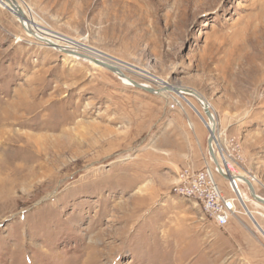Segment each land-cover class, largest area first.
Returning a JSON list of instances; mask_svg holds the SVG:
<instances>
[{"label":"rangeland","instance_id":"1","mask_svg":"<svg viewBox=\"0 0 264 264\" xmlns=\"http://www.w3.org/2000/svg\"><path fill=\"white\" fill-rule=\"evenodd\" d=\"M16 1L56 45L117 64L133 82L199 94L215 116V148L233 154L264 199V0ZM6 6L0 264H264V206L246 185L224 228L171 192L191 150L230 196L200 105L172 92L171 108L168 94L36 42ZM189 122L206 127L202 144Z\"/></svg>","mask_w":264,"mask_h":264},{"label":"built area","instance_id":"2","mask_svg":"<svg viewBox=\"0 0 264 264\" xmlns=\"http://www.w3.org/2000/svg\"><path fill=\"white\" fill-rule=\"evenodd\" d=\"M171 108L178 105V101L172 99ZM179 106V105H178ZM232 152H237L238 147L231 140ZM215 148V147H214ZM216 149V148H215ZM215 155L219 161L221 169L232 178L226 180V186L230 196H224L220 191L211 168L204 165L200 170H193L189 167L180 169L176 183L171 188V192L178 197L195 200L201 207L205 215L219 228L226 227L230 220L238 214L237 208L242 206L243 195L240 192L242 180L239 174L229 164H224L223 151L219 148L215 150ZM233 166H238L233 154L226 155ZM214 168V167H213ZM215 171V168H214ZM216 174H218L215 171ZM251 182V179L246 177ZM252 183V182H251ZM245 185V184H244Z\"/></svg>","mask_w":264,"mask_h":264},{"label":"water","instance_id":"3","mask_svg":"<svg viewBox=\"0 0 264 264\" xmlns=\"http://www.w3.org/2000/svg\"><path fill=\"white\" fill-rule=\"evenodd\" d=\"M0 2L7 4L6 7H7L8 11L19 20L20 24H22L23 20H26L27 19L26 16H25V14L22 12L23 10L18 5V3H17L16 0H0ZM57 51H59V50L57 49ZM68 54H70V55H72L74 57H77L78 59H83L85 61L93 62L96 65H99L101 68L106 69V70L110 71L111 73L115 74L118 78L128 80L130 82L131 86L136 87V88H139V89H142V90L146 91L147 93H150V94H153V95H159V93H160L159 91H161L160 89L153 88L150 85L149 86H143V85H147V84H139V83L133 82L131 79H129L123 73L122 69L117 64L110 65V64H107V63H105L103 61L97 60L96 58L91 57V56H89L87 54H83V53H68ZM107 57H109V56H107ZM109 58L114 59L120 65H126V66L130 67L131 69H136L134 66H131V65H129L127 63H124V62H121V61H119V60H117V59H115L113 57H109ZM164 86H165L164 87L165 90L169 88L168 87L169 85L166 84V83H164ZM171 89H172V92L175 93V94H177V95L185 94V95L190 96V97H192V98H194L196 100H199L200 99L199 98L200 96L197 93L193 92L192 90H189V89H186V88L183 89L182 87H172ZM203 112H204V115L207 118L208 122H210V120H212V116H211V113H210L209 109L208 108H203ZM208 131H209V136L207 138V153H208L209 159L211 161V164L213 165V167L215 168V171L218 173L219 176H221L225 180L230 179V178H232V176H229L226 172H224L221 169L220 164H219V161H218V159H217V157L215 155V151H214V147H215V144H214L215 143V141H214L215 140L214 139V131L211 130V129L208 130ZM240 180H242V182L246 185V188L248 190V193H249L250 198L255 203H259L260 205H263L264 206V199L258 197L255 194V190H254V187H253L252 183L248 179H246V178H240ZM251 218L253 220V224L257 227V229L261 233H263L262 230H261V228L259 227V225L253 219L252 216H251Z\"/></svg>","mask_w":264,"mask_h":264},{"label":"bare ground","instance_id":"4","mask_svg":"<svg viewBox=\"0 0 264 264\" xmlns=\"http://www.w3.org/2000/svg\"><path fill=\"white\" fill-rule=\"evenodd\" d=\"M23 12V11H22ZM24 13V12H23ZM26 16V15H25ZM26 18H27V16H26ZM23 25H24V29H25V33H26V35L28 36V37H31L32 39H34V40H36V42H40V43H43L44 45H46V46H48V47H51L52 49H55L56 51H57V49L59 50V51H57V52H60V53H63V54H65L66 56H72V55H70V54H68V53H83V52H78V51H76V50H72V49H65V48H62V47H60V46H58V45H56L54 42H51L49 39H47L46 37H44L43 35H41L40 33H38L37 31H35V29L33 28V26L31 25V22L29 21V19L27 18L26 20H23ZM29 32H27V31ZM51 43V44H50ZM53 46V47H52ZM68 52V53H67ZM83 54H86V53H83ZM87 55H89V56H91V57H95V56H92L91 54H87ZM72 57H74V56H72ZM97 59V58H96ZM97 60H100V61H103V60H101V59H97ZM88 63H90V64H92V65H94V66H96V67H100L99 65H96L95 63H93V62H90V61H87ZM103 62H105V63H107V64H110L109 62H107V61H103ZM111 65V64H110ZM120 79V78H119ZM130 79V78H129ZM120 81H121V83L123 84V85H125V86H130L131 87V84H130V82L128 81V80H126V79H120ZM162 87H158V88H156V89H160L161 91H159L160 93H159V95H165V94H168V96L170 95L171 97H172V99H175V101H178L176 98H174L170 93H172V89H171V87L170 86H168L169 88L168 89H164V83H162ZM143 86H145V85H143ZM193 92H195V91H193ZM196 93V92H195ZM183 95H185V94H183ZM199 95V94H198ZM185 96H187V95H185ZM200 96V95H199ZM187 97H189V98H191V99H193V100H195L196 102H197V104L198 105H200V107L202 108H208L209 109V111H210V108H209V105H208V103L200 96L199 98V100H196V99H194V98H192V97H190V96H187ZM22 105V104H21ZM21 107V106H20ZM29 107V106H28ZM203 108H202V111H203ZM11 109H13V107L11 108ZM61 109V108H60ZM30 110V109H29ZM32 110V109H31ZM18 111V110H17ZM28 111V110H27ZM31 112H33V111H31ZM15 113V112H14ZM30 113V112H29ZM210 113H211V116H212V120H210V122H208L209 123V125H210V127L208 126V125H206V127H208L207 129L208 130H213L214 131V136H215V132H216V120H215V116H214V114H213V112L212 111H210ZM34 114V113H33ZM203 114H204V112H203ZM205 116V115H204ZM206 118V117H205ZM206 120H207V118H206ZM208 121V120H207ZM14 135H16V134H14ZM18 136V135H17ZM17 136H12V137H8L7 136V139H5V140H8V141H13L14 139H16L17 138ZM19 137V136H18ZM62 138V137H61ZM215 139V138H214ZM61 141V139H59V138H57V139H55L54 141H53V143H55V142H57V143H59ZM214 141H216V144H217V140L215 139ZM213 141V142H214ZM3 142H4V140H3ZM63 142V141H62ZM5 144V143H4ZM215 144V143H214ZM216 144H215V146H216ZM37 146H38V144H37ZM53 147L55 148V146L53 145ZM38 148V147H37ZM1 154H2V151H1ZM222 160L224 161V164H229V165H231L233 168H234V171L235 172H237L238 174H239V177L240 178H246L247 177V175L245 174L244 176H243V174H241V172L240 171H242V172H244L241 168H239L238 166H233L232 164H231V162H230V160L226 157V155H224L223 157H222ZM240 192L242 193V191H241V189H240Z\"/></svg>","mask_w":264,"mask_h":264},{"label":"crops","instance_id":"5","mask_svg":"<svg viewBox=\"0 0 264 264\" xmlns=\"http://www.w3.org/2000/svg\"><path fill=\"white\" fill-rule=\"evenodd\" d=\"M186 100V99H185ZM188 102V101H187ZM190 107H191V105H189ZM192 108V107H191ZM195 112V111H194ZM196 113V112H195ZM200 117H201V119L203 120V122L204 123H206V125H207V121H206V119L205 118H203L201 115H200ZM187 126H188V128L189 129H193V131H194V129H195V133H196V136H197V138L199 139V142H201V144H202V141H204V134H205V126L204 125H202V126H200L199 125V123H197L196 125H195V127H193V125L191 124V126H190V122L187 124ZM183 142H185V140L183 141ZM189 146H190V144H189ZM189 153L187 154V155H185V154H183V158H185V160L187 159V160H189V159H192L193 157L192 156H194V160H196V162L195 163H193L194 162V160H190L191 162H187V164H185L184 166H183V168H185V167H189V168H191V169H193V170H200V169H202L203 168V166H204V163H205V159L204 160H201V162L199 161V160H197L196 158H195V153H193V151H191V150H189L188 151ZM200 152V154L202 155V153H203V149L202 150H200L199 151ZM180 155H181V153H180ZM190 155V156H189ZM185 156V157H184ZM204 157V156H203Z\"/></svg>","mask_w":264,"mask_h":264},{"label":"trees","instance_id":"6","mask_svg":"<svg viewBox=\"0 0 264 264\" xmlns=\"http://www.w3.org/2000/svg\"><path fill=\"white\" fill-rule=\"evenodd\" d=\"M243 195V194H242Z\"/></svg>","mask_w":264,"mask_h":264}]
</instances>
